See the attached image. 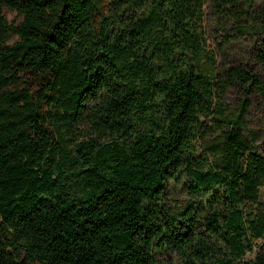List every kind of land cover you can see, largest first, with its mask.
I'll return each instance as SVG.
<instances>
[{
	"label": "trees",
	"instance_id": "16d2710c",
	"mask_svg": "<svg viewBox=\"0 0 264 264\" xmlns=\"http://www.w3.org/2000/svg\"><path fill=\"white\" fill-rule=\"evenodd\" d=\"M254 101L264 0H0V264H264Z\"/></svg>",
	"mask_w": 264,
	"mask_h": 264
},
{
	"label": "rangeland",
	"instance_id": "374dc122",
	"mask_svg": "<svg viewBox=\"0 0 264 264\" xmlns=\"http://www.w3.org/2000/svg\"><path fill=\"white\" fill-rule=\"evenodd\" d=\"M4 13L9 21H12L15 17V14L8 10H5ZM205 25L208 46L217 53L219 61L228 60L232 63H247L250 64L254 70L260 71L255 59V54L260 49L258 44H256L253 40H249V38H244L224 47L219 38L221 37L223 31L221 30V27L217 25L216 19L209 9L206 11ZM238 98V95L234 93V91L227 95V101L231 105H233ZM246 120L247 128L255 132L258 150L264 156V106L258 101H254ZM172 195V199L175 201L183 202L187 198L186 194L181 192L179 185L176 186V189ZM261 199L264 200V188L261 190ZM256 243L257 246L255 251L258 246L264 244V241L258 240ZM255 251L247 254L246 259L253 258Z\"/></svg>",
	"mask_w": 264,
	"mask_h": 264
}]
</instances>
